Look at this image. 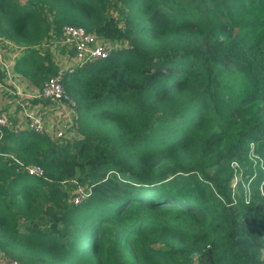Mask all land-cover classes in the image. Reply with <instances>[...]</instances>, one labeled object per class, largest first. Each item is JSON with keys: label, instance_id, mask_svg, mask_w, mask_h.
I'll return each mask as SVG.
<instances>
[{"label": "trees", "instance_id": "trees-1", "mask_svg": "<svg viewBox=\"0 0 264 264\" xmlns=\"http://www.w3.org/2000/svg\"><path fill=\"white\" fill-rule=\"evenodd\" d=\"M65 26L115 47L64 76L74 143L0 132V252L19 264H264V0H0V38L25 51L13 74L36 89L55 76L40 49ZM78 185L90 195L75 206ZM45 208L47 227L28 222Z\"/></svg>", "mask_w": 264, "mask_h": 264}, {"label": "built area", "instance_id": "built-area-1", "mask_svg": "<svg viewBox=\"0 0 264 264\" xmlns=\"http://www.w3.org/2000/svg\"><path fill=\"white\" fill-rule=\"evenodd\" d=\"M57 44L60 47H74V64L69 69H60L58 73L46 81L40 89L35 88L34 90H30L27 98L30 101L38 103L35 104V108L31 109L29 106H27V100L25 99L24 92L21 89H19L14 84L13 86L16 92L12 89L9 90V88L4 89L3 83L5 81L0 80V100L3 98V94H6L7 99L10 98V100H12V98H14L16 95L19 96V99L17 100V110L18 112L20 111L22 113L21 122L26 121L28 126L24 129V131H22L17 125L12 123V121L4 113L6 111L0 110V132H2L3 129H9L10 131L13 130L17 134L19 132H32L36 135L49 136L44 129V122L47 114L46 105L56 109V113L58 114L68 111L71 115V118L76 123V125H74L75 130L78 129L77 104L69 96L63 86L64 76L67 73H73L75 70L81 69L87 65L107 59L111 54V48L107 47L106 43L99 39L95 34L87 32L82 27L75 26L63 27L60 40L57 42ZM6 45L19 51L24 50L23 47L19 48L10 43H6ZM1 52L3 53V50H1ZM2 53H0V69L4 70L5 72L9 71L10 73V70L12 69L16 60L14 61L13 59L11 62L5 63ZM10 100L8 108L14 109V105L10 104ZM13 112L15 113V110H13ZM25 172H27L29 176H44V171L39 166H27L25 168ZM238 181H240V177H236L233 187H236ZM89 190L90 189L85 186L78 185L75 191L72 193L70 202L75 206L85 203L90 195ZM0 264H19V262L8 258L0 252Z\"/></svg>", "mask_w": 264, "mask_h": 264}, {"label": "rangeland", "instance_id": "rangeland-1", "mask_svg": "<svg viewBox=\"0 0 264 264\" xmlns=\"http://www.w3.org/2000/svg\"><path fill=\"white\" fill-rule=\"evenodd\" d=\"M27 2L28 0H22ZM106 43V46L114 49L115 45L112 43ZM3 50V53L1 52ZM63 47H60L57 42H53L51 44V40L47 41L46 44L43 46V48L40 49L42 53H49L51 56L52 62L57 65V68L59 69H69L73 66L74 61L73 58H70L68 56V53L64 51L62 53ZM25 51H19L15 48H10L6 45V42L0 38V53H2L3 60L5 63L11 62L13 59L14 61L19 59L22 55H24ZM11 73V74H10ZM8 72H5L4 70L0 69V80L5 81L3 83V88L9 90H16L14 89V85H16L19 89H21L24 92V97L27 100V106H29L31 109L35 108V104H38L37 102L30 101L27 98V95H29L30 90H34L35 88L30 89L29 83L22 82L17 75H14L12 72V69ZM3 99V100H2ZM0 100V110L6 111L4 112L8 118L12 121L14 125H17L22 131H24L25 128H27V122L22 121V113L17 110V100L19 99V96H15L10 100V98L7 99V96L3 95V98ZM9 100L10 104H13V108L9 107ZM20 108V107H19ZM15 110V113L13 112ZM57 110L53 107H50L46 105V118L44 122V129L48 133L49 137L56 141L59 144H67V143H74L77 139L80 138L79 133L77 130H75L76 123L71 118L70 113L64 112V113H56ZM75 189V188H74ZM66 191L69 193V185L66 186ZM75 190H73L74 192ZM51 204L48 203L46 205L50 206ZM53 207V206H52ZM49 213L47 214L46 208L40 212H38L34 217H32L28 222H33L32 224L39 226L40 228H45L49 225ZM26 222V221H25ZM24 222V223H25ZM47 225V226H46ZM26 225L21 226V231L26 229Z\"/></svg>", "mask_w": 264, "mask_h": 264}, {"label": "crops", "instance_id": "crops-1", "mask_svg": "<svg viewBox=\"0 0 264 264\" xmlns=\"http://www.w3.org/2000/svg\"><path fill=\"white\" fill-rule=\"evenodd\" d=\"M6 43H8V42H6ZM21 51H24V50H21ZM28 85H29V84H28ZM29 88H30V89H32V88H35V87H33V86L29 85ZM3 95H5V96H6V94H3ZM6 107L8 108V106H6ZM7 108H6V109H7Z\"/></svg>", "mask_w": 264, "mask_h": 264}, {"label": "water", "instance_id": "water-1", "mask_svg": "<svg viewBox=\"0 0 264 264\" xmlns=\"http://www.w3.org/2000/svg\"><path fill=\"white\" fill-rule=\"evenodd\" d=\"M20 264H22V263H20Z\"/></svg>", "mask_w": 264, "mask_h": 264}]
</instances>
